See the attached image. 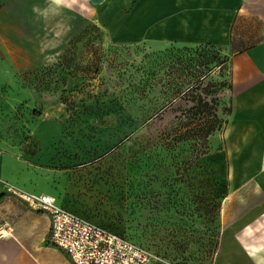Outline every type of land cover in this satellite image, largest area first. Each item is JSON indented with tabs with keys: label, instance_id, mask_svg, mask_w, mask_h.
<instances>
[{
	"label": "rangeland",
	"instance_id": "1",
	"mask_svg": "<svg viewBox=\"0 0 264 264\" xmlns=\"http://www.w3.org/2000/svg\"><path fill=\"white\" fill-rule=\"evenodd\" d=\"M148 3L106 0L55 64L21 70L0 42V149L44 166L60 206L160 264H214L224 240L236 262L233 241L243 222L264 216V190L253 178L229 191L220 147L196 149L223 135L229 54L141 38ZM200 98L211 114H194Z\"/></svg>",
	"mask_w": 264,
	"mask_h": 264
},
{
	"label": "crops",
	"instance_id": "2",
	"mask_svg": "<svg viewBox=\"0 0 264 264\" xmlns=\"http://www.w3.org/2000/svg\"><path fill=\"white\" fill-rule=\"evenodd\" d=\"M140 2L143 6L145 0ZM102 3L0 0L2 47L21 70L55 64L86 27L100 20ZM140 30L141 38L160 49L170 43H216L227 49V123L222 137L196 147L197 154L220 147L228 161L229 191L245 190L253 178L264 190V0H149ZM52 176L28 156L0 149V264H75L51 241L50 213L23 197L33 192L57 198ZM243 223L233 241L242 258L233 262L224 240L214 264H264V216Z\"/></svg>",
	"mask_w": 264,
	"mask_h": 264
},
{
	"label": "built area",
	"instance_id": "3",
	"mask_svg": "<svg viewBox=\"0 0 264 264\" xmlns=\"http://www.w3.org/2000/svg\"><path fill=\"white\" fill-rule=\"evenodd\" d=\"M24 199L51 217V241L62 248L75 264H157L159 259L147 247L111 228L60 206L54 197L33 192Z\"/></svg>",
	"mask_w": 264,
	"mask_h": 264
},
{
	"label": "trees",
	"instance_id": "4",
	"mask_svg": "<svg viewBox=\"0 0 264 264\" xmlns=\"http://www.w3.org/2000/svg\"><path fill=\"white\" fill-rule=\"evenodd\" d=\"M1 5V4H0ZM207 106V103L203 102V100L200 98L198 99V102L195 106H193L191 109L194 111V114L195 115H198V114H205L206 115H209L211 114V111H208V110H205V107ZM4 193L0 196V199L3 197ZM104 225V224H102ZM106 226V225H105ZM109 227V226H107ZM110 228V227H109ZM112 229V228H111ZM114 230V229H112ZM115 231V230H114ZM122 235V234H121ZM135 242V241H134Z\"/></svg>",
	"mask_w": 264,
	"mask_h": 264
},
{
	"label": "water",
	"instance_id": "5",
	"mask_svg": "<svg viewBox=\"0 0 264 264\" xmlns=\"http://www.w3.org/2000/svg\"><path fill=\"white\" fill-rule=\"evenodd\" d=\"M91 1L95 4H100V3L104 2L105 0H91Z\"/></svg>",
	"mask_w": 264,
	"mask_h": 264
},
{
	"label": "bare ground",
	"instance_id": "6",
	"mask_svg": "<svg viewBox=\"0 0 264 264\" xmlns=\"http://www.w3.org/2000/svg\"><path fill=\"white\" fill-rule=\"evenodd\" d=\"M51 196V195H50ZM51 197H54V196H51ZM55 198V197H54ZM56 199V198H55Z\"/></svg>",
	"mask_w": 264,
	"mask_h": 264
}]
</instances>
